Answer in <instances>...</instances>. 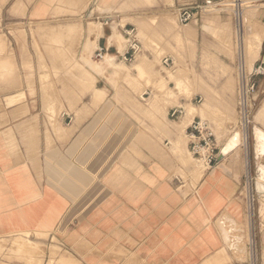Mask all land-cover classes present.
I'll return each instance as SVG.
<instances>
[{
  "label": "crops",
  "instance_id": "crops-1",
  "mask_svg": "<svg viewBox=\"0 0 264 264\" xmlns=\"http://www.w3.org/2000/svg\"><path fill=\"white\" fill-rule=\"evenodd\" d=\"M76 1L81 10L66 15L79 17L82 24L70 23L57 31L61 35L79 33L81 41L83 25L85 43L79 60H74L75 66L89 78L86 85L93 89L96 102L102 100L101 94L105 98L92 112L82 110L71 124L72 117L67 127L61 125L65 114L60 122L52 124L34 101L42 97L41 80L35 70L41 66L38 60H17L16 52L19 85L15 67L10 68L16 76L7 75L3 70L5 60H0V235L30 230L44 233L68 222L67 227L72 223L74 228L69 235L73 256L80 264H232L230 254L239 258L245 252L241 224L245 201L241 195L248 191L241 186L242 176L216 166L203 171L194 186L185 190L179 174L165 169L160 151L156 157L155 151L151 154L145 149L144 142L135 140L133 92L123 94L119 90L123 81L110 74L111 67L97 71L85 65L91 73L81 60L97 35L95 46H102L104 57H110L103 62H117L116 71L123 74L126 69L118 61L127 46L121 50L124 37L114 28L133 25L136 29L137 25L129 22L135 10L162 16L166 11L175 15L178 8H190L193 19L188 23L194 24L175 32L178 38L190 39L198 17L219 10L223 0ZM51 15L53 8L47 0H0V17L40 20ZM123 20L126 22L122 26ZM203 28L211 29L212 21L205 19ZM260 46L257 58L262 60L254 61L264 67L262 41ZM150 58L148 51L139 56L133 74L152 72L146 62ZM165 58L171 59L162 60ZM167 72L160 75V82H174L179 87L183 79L178 70L171 71L173 79ZM21 92L24 100L9 104ZM174 94L168 98L173 99ZM257 95L259 104L251 113L250 128L256 176L264 170V80ZM163 113L161 131L170 140L171 152L179 155V137H187L186 120L202 113L192 104L178 117L179 122ZM246 135V143L240 142L224 156L237 153L241 146L247 151V127ZM255 195L260 196L256 199V237L264 244V221L259 213L264 188L255 187ZM259 250V258L264 259V247Z\"/></svg>",
  "mask_w": 264,
  "mask_h": 264
},
{
  "label": "rangeland",
  "instance_id": "rangeland-1",
  "mask_svg": "<svg viewBox=\"0 0 264 264\" xmlns=\"http://www.w3.org/2000/svg\"><path fill=\"white\" fill-rule=\"evenodd\" d=\"M227 1L229 0L221 1L219 10L209 9L210 12L206 11L201 17H198L190 39L178 38L175 32H183L190 28L189 26L194 22L180 24L176 20V16L173 15V11L172 13L166 11L162 16H149L146 10H135V17L129 19V22L137 25L136 29L133 25L128 28L134 30L133 33L140 44V50L131 61L119 59L121 61L118 63L124 65L126 69L123 74L116 71L114 63L117 62L108 65L103 62L104 59L96 58L97 35L92 37L95 40L85 51V56L91 62L99 64L103 71H106L108 66L111 67L110 74L117 80L123 81L122 84H119V90L123 94L133 92L134 98L131 101V106L134 113L131 115L134 120L135 140L138 144L144 142L145 149L151 154L155 151L156 157L160 151V161H163L165 169L179 174L181 185L185 190L194 186L202 175L200 169L196 168L200 165L204 168V172L220 166L242 176L241 186H245L248 191L247 194L241 195L245 201L244 209L241 211L245 252L239 258L230 254L228 260L232 264L233 262L237 264L238 261L240 264H264V259L259 258V249L263 248L264 244L259 242L255 231V222L258 218L256 199L260 198L259 195H255V182L257 185L258 183L264 184V170L260 169V174L256 176L250 132L251 113L259 104L257 92L264 80V67H261L260 62L255 63V61L250 65L246 53L243 54L245 62L242 68L243 70L246 68V71L244 70L246 80H248V84L254 83L248 96L246 109L249 132L247 151L241 146V149L235 154H228L221 158L218 156L217 162L209 167L203 160L186 151L189 137L185 139L182 135L179 137V139H183V143H181L183 145L180 147L182 152L179 156L171 152L170 140L161 131L162 125H164V111L170 120L179 122L178 118L170 115L171 108L181 107L182 113H185L191 104L197 106L202 115L189 117L186 120L185 128L195 116L207 120L213 129L218 154L225 140H228L238 130H242L241 111L238 105V48L241 44L242 51H246L245 41L248 25L250 33L253 34L252 41L258 44L259 48L262 41L264 50V0H242L243 16H245L249 5L256 9V14L249 21L247 19L248 24L243 21L241 34L236 33L233 10L226 6ZM47 2L53 8V15L40 20H30L27 16L0 17V60H5L3 70L7 75H15L10 68L11 66L15 67L18 85L20 75L14 62L16 52L17 60H38L41 66L35 70L38 71L37 74L41 80L42 97L34 99L36 106L42 110L52 124L60 122L63 114L68 116L70 119H65L64 116L65 120L61 124L63 127H67L72 117L74 119L71 124L79 117L82 110L88 114L97 109L104 101L105 95L101 94L102 100L97 103L93 89L86 85L88 77L75 66L74 60H79L82 45L85 43L83 25L81 41L79 33L61 35L57 31L63 25L81 22L79 17L66 15L78 13L81 10V5L76 0H47ZM152 17L154 20L151 19ZM205 19L212 21L211 29L204 30ZM125 22L126 20L121 21V25L123 26ZM16 28L17 31L13 30ZM114 29L118 35L124 37L122 50L127 46L128 36L124 33L125 29H121L120 26ZM20 43L23 48H20ZM147 51L151 54V58L146 61L149 62L148 67L152 72L134 75L132 70L135 60L141 55L144 56ZM164 57H170L172 60L168 58L169 60L165 64L162 60ZM255 60H262V58ZM82 64L84 69H86L85 65L89 66ZM175 69L183 79L181 85L177 87L174 82L162 84L159 79L160 75H166L165 72L168 71L169 79H173L171 71ZM258 70L262 73H257ZM30 71H33V68L30 67ZM30 73L33 74V72ZM44 85L46 86L44 87ZM167 87H171L174 91L173 99L167 97L169 94L172 95V91L169 92ZM23 100L24 96L21 92L15 99L10 100L9 104ZM228 142L223 151H228ZM182 157H185L186 160L184 161ZM259 213L264 221V195L260 200ZM67 225L68 222H61L58 227L50 228L44 233L30 230L0 235V264H66L68 261L67 264H80L78 259L73 256V244L69 239L71 232L74 233L73 224L70 223L69 227Z\"/></svg>",
  "mask_w": 264,
  "mask_h": 264
},
{
  "label": "built area",
  "instance_id": "built-area-1",
  "mask_svg": "<svg viewBox=\"0 0 264 264\" xmlns=\"http://www.w3.org/2000/svg\"><path fill=\"white\" fill-rule=\"evenodd\" d=\"M228 7H231L233 10V18L235 22L236 33L241 34L242 32V22H243V12H242V0H229L226 3ZM176 20L180 24H186L193 19V11L188 7H181L174 10ZM133 29L125 28L124 33L128 36L127 48L121 58L124 61H131L134 59V55L140 50V44L136 39ZM239 53V71L238 77H240L238 84V105L240 107L241 116L246 115L247 122L248 117L246 114V109L248 107V96L250 91L254 87V83L248 84L246 80L245 72L242 68L243 65V54L240 47L238 48ZM105 55V49L102 46H99L95 49L96 58L103 59ZM168 58L164 59V63L167 64ZM257 73H262L258 70ZM243 76V77H242ZM183 112L181 107L171 108L170 115L172 117L178 118ZM64 115V114H63ZM62 115V116H63ZM65 119H70L68 116H65ZM186 133L189 137L188 149L193 156H197L200 160H203L205 164L209 167L217 162L218 149L216 145V139L213 133L212 126L207 120L201 119L200 117L195 116L188 126L186 127Z\"/></svg>",
  "mask_w": 264,
  "mask_h": 264
},
{
  "label": "bare ground",
  "instance_id": "bare-ground-1",
  "mask_svg": "<svg viewBox=\"0 0 264 264\" xmlns=\"http://www.w3.org/2000/svg\"><path fill=\"white\" fill-rule=\"evenodd\" d=\"M3 1V0H2ZM31 1V0H30ZM246 6V5H245ZM256 7V6H255ZM247 11H245V16H243L244 18H243V21H245L246 23H247V19H248V21H249V19L250 18H252V17H254L255 16V14H256V9L255 8H253L252 6H247V9H246ZM242 24H243V22H242ZM248 24V23H247ZM90 25V24H89ZM244 25V24H243ZM92 26V28H93V25H91ZM91 26H89V27H91ZM246 26V25H245ZM82 29V28H81ZM244 29V28H243ZM246 29V28H245ZM245 31V30H244ZM94 32V31H93ZM250 33V28L248 27V25H247V31H246V51L245 52H243L242 51V54H244L245 55V53H246V56H247V60H250V65L254 62V60L258 57V53H259V47H258V44H255L253 41H252V39H251V36L253 35V34H249ZM245 35V34H244ZM243 35V36H244ZM256 36H258V35H256ZM90 37V36H89ZM253 37V36H252ZM254 38H255V35H254ZM258 38V37H257ZM90 39V38H89ZM256 39V38H255ZM242 40V39H241ZM244 40H245V37H244ZM93 42H94V40H93ZM91 43H92V40H91ZM20 45V48H23V46L21 45V43L19 44ZM240 48H241V50H242V46H241V44H240ZM22 54H23V52H22ZM81 54H82V52H81ZM109 56L108 55H106L105 57H104V60H109ZM141 58H143V57H141ZM244 58H245V56H244ZM143 59H146V58H143ZM246 59V58H245ZM81 60H83L84 61V63L85 64H88L89 65V67H91V68H93V69H95V70H97V71H99V70H101L102 68H101V66L99 65V64H96V63H93V62H91L90 60H89V58H87L85 55H82L81 56ZM147 62V61H146ZM244 62H245V60H244ZM149 63V62H148ZM76 65H77V63H76ZM78 66V65H77ZM246 66V65H245ZM245 66H244V68H245ZM248 68V67H247ZM250 68V67H249ZM245 71H246V68L244 69ZM248 70V69H247ZM173 74V73H172ZM243 77V76H242ZM160 78H162V77H160ZM173 78H174V75H173ZM89 79V78H88ZM172 79V78H171ZM176 79V78H175ZM178 79V78H177ZM166 80V79H165ZM164 80V81H165ZM176 81V80H175ZM178 81H180V79L178 80ZM46 85H44V87H45ZM232 88H233V86H232ZM48 90V89H47ZM46 90V91H47ZM45 91V92H46ZM171 91H173V90H171ZM171 91H169V92H171ZM169 92H168V94H169ZM172 93V95L174 94V92H171ZM171 95V96H172ZM169 96H170V94H169ZM170 96V97H171ZM167 97H168V95H167ZM169 97V98H170ZM51 98H52V95H51ZM54 109V108H53ZM183 114V113H182ZM166 117V116H165ZM241 119H242V130H238L237 132H235V133H233L230 137H229V139L227 140V142H228V144H227V150H228V152H229V150L230 149H235L237 146H238V144L240 143V142H245L246 143V141H247V135H246V127H247V118H246V115H242L241 116ZM168 120V119H167ZM185 130H186V128H185ZM183 134V133H182ZM186 135H187V133H186ZM187 137H188V135H187ZM179 143H183V139L181 138V139H179ZM177 142V141H176ZM226 141L223 143V145L221 146V149H220V153L219 154H222L223 156L225 155V154H227V151H223L224 150V147H225V144L227 143ZM178 143V142H177ZM183 145V144H182ZM179 147H181V145L179 146ZM178 147V148H179ZM183 149V148H182ZM184 150V149H183ZM187 151H188V153L189 154H191V152L189 151V149H188V146H187ZM184 152H185V150H184ZM184 156V155H183ZM183 159L185 158V157H182ZM186 159H187V161H188V157L186 156ZM186 159H184V161L186 160ZM198 164H199V162H198ZM197 166V165H196ZM196 168H199L200 169V172H203L204 171V168L200 165V167H196ZM195 173V172H194ZM63 262H65V261H63ZM69 262V261H68ZM68 262H66V264L68 263ZM48 264V263H47Z\"/></svg>",
  "mask_w": 264,
  "mask_h": 264
},
{
  "label": "water",
  "instance_id": "water-1",
  "mask_svg": "<svg viewBox=\"0 0 264 264\" xmlns=\"http://www.w3.org/2000/svg\"><path fill=\"white\" fill-rule=\"evenodd\" d=\"M220 153V152H219ZM218 156H219V158H221V157H223V155L222 154H218ZM255 187H262V188H264V184H262V183H259V186L257 185V182H255ZM258 188V189H259Z\"/></svg>",
  "mask_w": 264,
  "mask_h": 264
}]
</instances>
